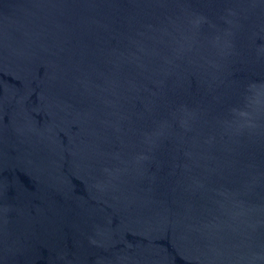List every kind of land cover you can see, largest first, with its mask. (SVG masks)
Instances as JSON below:
<instances>
[{"label": "water", "instance_id": "obj_1", "mask_svg": "<svg viewBox=\"0 0 264 264\" xmlns=\"http://www.w3.org/2000/svg\"><path fill=\"white\" fill-rule=\"evenodd\" d=\"M0 264H264V0H0Z\"/></svg>", "mask_w": 264, "mask_h": 264}]
</instances>
